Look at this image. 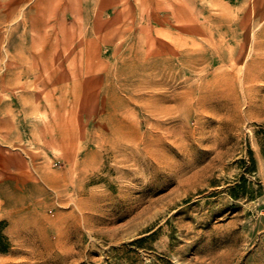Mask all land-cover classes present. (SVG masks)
<instances>
[{
    "label": "rangeland",
    "instance_id": "obj_1",
    "mask_svg": "<svg viewBox=\"0 0 264 264\" xmlns=\"http://www.w3.org/2000/svg\"><path fill=\"white\" fill-rule=\"evenodd\" d=\"M263 132L264 0H0V264H264Z\"/></svg>",
    "mask_w": 264,
    "mask_h": 264
},
{
    "label": "trees",
    "instance_id": "obj_2",
    "mask_svg": "<svg viewBox=\"0 0 264 264\" xmlns=\"http://www.w3.org/2000/svg\"><path fill=\"white\" fill-rule=\"evenodd\" d=\"M263 134V136H264V132L262 133ZM263 142H264V137H263ZM263 151H264V143H263ZM237 188V186H235L234 188H232L231 190L233 191V195L236 197V196H239L240 194H244L243 193V191L242 190H237L236 189ZM240 193H239V192ZM238 192V193H237ZM238 194V195H237ZM2 242V244H3V248H1L0 247V251L1 250H3V251H5V249H7L8 247H9V244H8V242H7V238L1 233V231H0V243Z\"/></svg>",
    "mask_w": 264,
    "mask_h": 264
}]
</instances>
